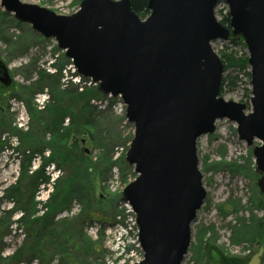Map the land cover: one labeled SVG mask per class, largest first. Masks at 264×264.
I'll return each instance as SVG.
<instances>
[{
    "label": "water",
    "instance_id": "1",
    "mask_svg": "<svg viewBox=\"0 0 264 264\" xmlns=\"http://www.w3.org/2000/svg\"><path fill=\"white\" fill-rule=\"evenodd\" d=\"M219 1L148 0L149 13L140 18L129 0H81L70 15L0 0L17 21L53 38L77 74L125 105L133 124L125 161L135 177L123 188L122 200L135 214L143 253L133 264H182L206 197L197 139L213 133L217 120L234 122L248 146L259 142L252 155L264 184V0H222L228 27L216 18ZM230 35L239 36L248 52L249 112L244 103L219 94L223 64L211 43ZM0 83L11 84L1 60ZM263 253L262 243L246 264H261Z\"/></svg>",
    "mask_w": 264,
    "mask_h": 264
},
{
    "label": "rangeland",
    "instance_id": "2",
    "mask_svg": "<svg viewBox=\"0 0 264 264\" xmlns=\"http://www.w3.org/2000/svg\"><path fill=\"white\" fill-rule=\"evenodd\" d=\"M21 1L61 15L72 14L79 5L78 0ZM222 7L224 5L221 2L215 8L218 20L217 11ZM226 11L227 7L223 12ZM5 13L0 5V60L7 66L13 78V83L8 87L0 84V264H133L139 261L143 254L141 249L132 243L126 245L127 248L122 251L119 247L121 240L117 241V227H114L115 221L118 225L124 222L120 217L123 216V208H119L118 202L122 201L125 185L135 177L133 167L125 161V152L133 136V124L125 117V107L124 111H120L118 103L116 104L117 98L113 101L105 95L91 98L89 104L96 107L99 125L97 142L92 141L86 134H74L77 139L83 138L85 142L82 144L78 140L68 149L70 162L60 166L46 162L49 149L45 148L43 152L38 149L41 150L47 144L51 146L53 114L51 111H44L52 103V99L48 84H43L38 89L37 81L44 73L47 74L48 62L52 60V66L62 67L59 78L61 89L72 88V84L77 91H83L91 87L98 88V85L88 84L84 80L75 81L72 72L68 70V63L63 60V57L66 58L64 52L57 47L53 38L43 37L33 31L29 24L17 21L12 14ZM220 44L212 43L216 53L226 50L227 53L232 52L237 57H243L240 52L223 48ZM240 77L241 82L237 88L226 91L222 96L225 100L244 103L246 112H249L250 102L244 90L247 78L246 75ZM22 87L31 88L30 94L25 95ZM29 109L39 113L37 119L30 116ZM44 120L51 124L45 131L42 128ZM62 121L63 126L70 123L68 116L63 117ZM30 131L33 135H28ZM71 136L67 144L71 143ZM258 143L254 140L248 146L240 140L236 124L225 118L216 121L213 133L197 139L198 168L202 174L206 197L191 225V241L182 264H217L214 259L219 260L220 254L231 261L245 260L246 264L257 247L262 243L264 245V236L252 245L244 240L231 242L239 236L233 235V231L241 227L243 221L247 222L252 216H264V212L252 200L264 189V184L261 187L259 185L260 174L252 155L253 146ZM84 148L87 149L88 156L83 163L91 168L87 181L83 179L78 186L77 194L89 192L90 188L94 202L89 204L85 199L81 202L83 196L72 192L60 208L54 210L46 207L56 188V195L61 193ZM100 156H103V160L104 157L110 158L114 164L108 168L104 162L100 165ZM42 162L46 163L44 172L50 179L48 184L43 182L37 187L33 196L34 211L27 214L30 220L45 217L46 226L41 225L39 231L34 228L37 224L31 226L24 222L23 212L16 210L17 204L9 189L21 174L24 163L29 164L27 172L31 173ZM97 168H100L102 176L97 174ZM229 202H237L239 207L234 209ZM86 209L93 218L79 220L78 216ZM132 217H127L129 223L126 225H130ZM67 223L75 231L71 241H63L64 253L60 254L52 246L55 242L45 238L42 233L56 230L66 240L68 232L61 228ZM54 236L56 237V232ZM37 238L40 239V252L31 253L29 249L37 242ZM239 238L244 239L240 236ZM204 243L219 251V254L211 251L209 261H206L207 256L200 259V247Z\"/></svg>",
    "mask_w": 264,
    "mask_h": 264
},
{
    "label": "trees",
    "instance_id": "3",
    "mask_svg": "<svg viewBox=\"0 0 264 264\" xmlns=\"http://www.w3.org/2000/svg\"><path fill=\"white\" fill-rule=\"evenodd\" d=\"M81 0H78L77 2L80 3ZM131 9L140 17L144 18L148 15L149 9L147 6L148 0H129ZM224 7L219 9L217 13L219 14V22L228 27L229 25V14L228 12H223ZM7 14V13H5ZM229 41L236 46V49L238 52H240L241 56L243 57H237L232 52L227 53L226 50H222L221 52H218V56L220 57V60L223 64V72L224 76L222 75L221 78V86H220V95H223L228 90H234L237 88L238 83L241 82V77L243 75H246L247 82L246 87L244 90L246 91V97H250V87H249V80H250V72L249 67L247 65V55L244 52V43L243 40L237 36V37H230ZM242 49H241V48ZM232 49V48H231ZM230 49V50H231ZM232 51H236L235 49H232ZM63 60H65L67 63L70 61L67 58L63 57ZM55 67L54 72H47L39 78L38 82V89L42 88L44 86L43 84H48L49 94L50 98L52 99V103L47 105L45 109V113L53 114L51 118V123L54 124V127H52L51 130V139L50 143L46 146H41L38 149V151L43 152L45 148L49 149L48 152V158L45 160L48 163L53 164V166H60L61 164H66L70 162V157L68 153V149L70 150L73 146V137H75L74 134H86L89 136V138L93 141L97 142L98 132H99V125L97 124V112L96 107L89 104V100L93 97H103L97 87H91L87 88L83 91H77L75 88V85L73 86L70 84L72 88H63L60 87L59 78L61 76V68L62 67ZM49 73V74H48ZM244 78V79H246ZM46 80V81H45ZM49 80V82H47ZM0 88L2 86L0 85ZM31 88L29 87H22V91L25 95L30 94ZM106 97V96H105ZM110 101L115 100L113 98L109 99ZM33 109H29L30 116L33 119H37V116H39V113L36 114V112L32 111ZM68 116L70 123L63 126L62 125V119L63 117ZM49 127H51V124L48 120H44V126L42 127L43 130H48ZM73 134V135H72ZM28 135L31 134V131ZM72 135V136H71ZM71 136V143L67 144V141L69 137ZM30 138V137H28ZM53 144V145H52ZM81 157L75 158L77 160V165L71 169V173L69 175V178L65 181V185L59 195L57 194L58 188H56V192L52 193L50 196V200L48 199L46 207L50 209H57L60 208L62 205H64L65 200L68 198L69 195L72 194V192H75L76 195L83 196V199L80 201L83 202L85 199L86 203H93V198L91 197V191L89 188V192L86 191V193L77 194V190H79V185L83 182V179L87 181L88 177V171L91 167H88L86 163L84 164L86 159V155L83 151L80 152ZM79 160V161H78ZM100 162L99 164H105V166L108 168V166H112L114 164L110 158L100 156L99 158ZM46 163L42 162L38 165V168L33 170L31 173L27 172V168L29 167V164L24 163L21 167V174L19 177H17V180L15 184L10 187V195L11 197L16 201V210H21L24 216V222H27V225L37 224L36 229L41 231V225H44L45 217L38 220L28 219L27 214H30L34 211V193L39 186L40 183L48 184L49 177L44 172V166ZM97 174H100L102 176L103 174L100 171V168H97L96 170ZM40 180V181H39ZM86 186V185H85ZM84 186V187H85ZM88 192V193H87ZM84 194V195H83ZM29 198V199H28ZM257 206V208L261 209L264 212V192L260 191L259 195L252 199ZM21 204H23L21 206ZM88 204V205H89ZM232 208L237 209L238 203L237 202H229ZM79 220L85 218V219H92L93 216L91 215V212L88 211V209L84 210L79 216ZM78 220V219H77ZM247 222L243 221L241 227L235 229L233 231V235H239L242 238H239V236L235 237L234 240H232V243H238L242 240L249 242L250 245H252L253 242L256 240H260L264 236V216L260 218H256L252 216L250 219L246 220ZM43 223V224H41ZM63 227L61 228L63 231H67L68 235L66 237V240L61 238V232L59 231H45L42 235L45 236V238L50 239V241H54L55 243L52 244L56 248V251L60 254L64 253V244L63 241H71L73 239L72 234L74 233L73 227L70 226L69 223L67 225L63 224ZM67 226V227H64ZM33 232V231H30ZM56 232V237L54 236ZM37 233V232H36ZM58 234V235H57ZM37 242L34 243V246L31 247L29 250L31 253H38L40 252V246L38 243H40V239L37 238ZM262 241V240H261ZM199 243H202V240L198 241ZM70 244V242H68ZM86 243V241H85ZM252 247V246H251ZM221 250V249H220ZM211 251H215L219 254V251L217 249H214L213 247L209 246L207 243H204L200 247V259H204V256H207L206 261H209L210 259V253ZM256 251V250H255ZM254 251V252H255ZM223 253V251L221 250ZM209 255V257H208ZM264 259V255L261 257V264ZM214 260L217 264H241L245 263V260H238V261H231V259L226 258V256H223L222 254L219 255V260L216 258ZM228 260L229 262H227Z\"/></svg>",
    "mask_w": 264,
    "mask_h": 264
},
{
    "label": "built area",
    "instance_id": "4",
    "mask_svg": "<svg viewBox=\"0 0 264 264\" xmlns=\"http://www.w3.org/2000/svg\"><path fill=\"white\" fill-rule=\"evenodd\" d=\"M244 52H245V49H244ZM66 70H67V68H66ZM68 70H70L72 72V77H74L75 81L80 82V80H84V81H87L88 84H94L90 80L82 79L79 75H77L75 73V69L72 66V64H68ZM117 103H118V106L120 107V111H124V105H123V103L121 102L120 99H118L116 104ZM118 204H119L118 205L119 208H123V216L120 215V217L122 218V222L124 221L123 224H125V225H123V224L122 225H118L116 223L117 221H115L114 227L115 228L117 227L116 232L119 235V238H117V241L121 240L119 247H121L122 248L121 250L124 251V248L125 247L127 248V246L129 244L135 243L137 245V247L140 248L139 244H138V237H137L138 229H137L135 214L132 211L131 207L128 205V203L124 202L123 200L121 202H118ZM130 215L133 216L132 220L130 221L131 223H130V225H126L127 223H129L127 221V217L128 216L130 217Z\"/></svg>",
    "mask_w": 264,
    "mask_h": 264
},
{
    "label": "bare ground",
    "instance_id": "5",
    "mask_svg": "<svg viewBox=\"0 0 264 264\" xmlns=\"http://www.w3.org/2000/svg\"><path fill=\"white\" fill-rule=\"evenodd\" d=\"M220 46L223 47V48H228V49H231L232 48V49H235L237 51L236 46L233 45L231 42L230 43H222V44H220Z\"/></svg>",
    "mask_w": 264,
    "mask_h": 264
},
{
    "label": "flooded vegetation",
    "instance_id": "6",
    "mask_svg": "<svg viewBox=\"0 0 264 264\" xmlns=\"http://www.w3.org/2000/svg\"><path fill=\"white\" fill-rule=\"evenodd\" d=\"M229 26V25H228ZM230 37H237V35H235V36H233V35H230ZM229 37V38H230ZM8 73H9V75H10V77H11V84L13 83V78H12V76H11V74H10V72H9V70H8ZM264 254V253H263Z\"/></svg>",
    "mask_w": 264,
    "mask_h": 264
}]
</instances>
